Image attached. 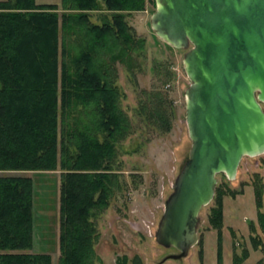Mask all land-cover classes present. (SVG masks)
I'll use <instances>...</instances> for the list:
<instances>
[{
    "label": "trees",
    "instance_id": "trees-1",
    "mask_svg": "<svg viewBox=\"0 0 264 264\" xmlns=\"http://www.w3.org/2000/svg\"><path fill=\"white\" fill-rule=\"evenodd\" d=\"M149 4L155 0H0V171L8 172L0 173V264H53L50 251L34 249V177L9 173L28 170H60L57 264L102 260L98 218L126 183V139L141 126L142 135L169 132L176 118L166 86L138 89V121L122 105L127 94L118 63L136 84L146 37L131 16ZM167 72L165 82L172 77ZM253 179L264 233V176L254 172ZM242 189L217 183L209 220L219 245L224 196ZM250 227L256 230L254 222ZM250 237L262 246L260 237ZM198 244L202 262V236ZM249 251L234 252L235 264ZM130 260L142 264L138 254H119L106 264Z\"/></svg>",
    "mask_w": 264,
    "mask_h": 264
},
{
    "label": "rangeland",
    "instance_id": "rangeland-1",
    "mask_svg": "<svg viewBox=\"0 0 264 264\" xmlns=\"http://www.w3.org/2000/svg\"><path fill=\"white\" fill-rule=\"evenodd\" d=\"M37 1L61 4V0ZM155 6L149 4L146 9L137 11L131 16L138 33L146 37L145 55L140 58L141 68L136 69V84L133 78L129 77L125 65L118 63V82L127 94L122 100V105L131 117L137 120V116L133 114V106L137 103L138 89L166 86L176 105V118L169 132L159 133L150 130L149 133L142 135L140 128L144 127L141 126L129 139H126L124 148L128 152L121 154V158L125 161L123 171L126 183L98 218L100 238L96 248L102 260L97 264L115 263L119 254H127L130 259L138 254L142 264H235L234 252L241 254L245 247L250 250L249 255L238 264H254L258 261L259 264H264V233L257 219L256 195L253 187L254 172L262 175L264 173L263 155L245 156L234 179L228 178L224 172L218 174V182H222L224 186L235 190L243 188L244 191L236 192L234 196L230 194L224 196L223 239L220 245L217 229L209 220L210 205L213 201L201 210L198 231L199 237L203 238L202 262L198 243L186 256L166 258L177 249L174 246H164L155 238L164 202L173 190L176 175L188 157L191 145L185 117V89L190 83L183 62L186 48L174 46L155 32L150 22ZM92 18L98 19L96 15ZM168 70L172 77L170 81L165 82ZM262 104L264 106V102ZM0 173L8 172L0 171ZM9 173H27L34 177L36 181L34 249L50 251L53 254V264H57L60 170ZM250 222L255 223V231L251 229ZM252 234L262 239L260 248L254 247L250 237ZM129 262L132 264L131 260Z\"/></svg>",
    "mask_w": 264,
    "mask_h": 264
},
{
    "label": "water",
    "instance_id": "water-1",
    "mask_svg": "<svg viewBox=\"0 0 264 264\" xmlns=\"http://www.w3.org/2000/svg\"><path fill=\"white\" fill-rule=\"evenodd\" d=\"M150 22L186 48V122L191 145L164 202L157 242L186 256L218 174L234 179L245 156L264 152V0H155Z\"/></svg>",
    "mask_w": 264,
    "mask_h": 264
},
{
    "label": "crops",
    "instance_id": "crops-1",
    "mask_svg": "<svg viewBox=\"0 0 264 264\" xmlns=\"http://www.w3.org/2000/svg\"><path fill=\"white\" fill-rule=\"evenodd\" d=\"M34 183H35V192H36V181L35 180H34ZM35 201H36V199H35V195H34V207H35ZM35 210H36V207H35ZM34 222H35L34 238H35V241H36V217L34 218Z\"/></svg>",
    "mask_w": 264,
    "mask_h": 264
},
{
    "label": "flooded vegetation",
    "instance_id": "flooded-vegetation-1",
    "mask_svg": "<svg viewBox=\"0 0 264 264\" xmlns=\"http://www.w3.org/2000/svg\"><path fill=\"white\" fill-rule=\"evenodd\" d=\"M260 155H263V156H262V159H263V161H264V152L261 153ZM263 176H264V173H263Z\"/></svg>",
    "mask_w": 264,
    "mask_h": 264
}]
</instances>
